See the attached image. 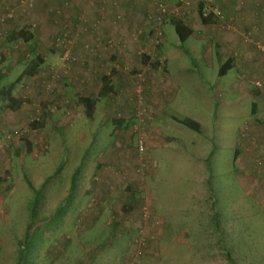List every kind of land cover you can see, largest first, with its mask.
Masks as SVG:
<instances>
[{
  "label": "rangeland",
  "instance_id": "rangeland-1",
  "mask_svg": "<svg viewBox=\"0 0 264 264\" xmlns=\"http://www.w3.org/2000/svg\"><path fill=\"white\" fill-rule=\"evenodd\" d=\"M37 1L16 0L0 13V22L3 15L15 19L19 23L12 22L13 29L34 31L36 40L28 48L0 28V90L14 84L0 94V108L7 105L4 97L20 99L28 108L19 118L0 109V119L14 120L0 132V154L9 151L0 159V264H264V152L255 149L259 141L251 132L245 136V125L240 128V117L249 114L255 99L242 97L240 88L233 94L228 90V99L225 93L217 98L209 90L214 83L202 78L198 47L192 51L181 44L168 18L159 53L142 49L137 68L128 56L117 68L116 73L131 77L135 94L124 97L133 109L126 108L119 89L111 85L117 79L112 75L117 62L112 61L101 65L97 77L99 86L108 88L110 114L91 118L74 105V89L65 96L58 92L72 72L59 57L68 52L75 59V46L73 40L60 43L57 37L73 23L81 25L77 15L82 11L78 14L76 6L87 8L96 0H61L59 6L56 0H44L49 3L44 4L45 17H40ZM88 16L92 18L90 12ZM81 32L88 29L81 25ZM98 47L109 53L115 46L104 41ZM91 48L84 46L88 52ZM176 52L186 56L176 66L186 65L188 82L179 83L177 99L168 105L160 104L170 97L165 87L149 101L141 90L149 79H166V56L172 68ZM37 54L44 63L35 75L21 78ZM236 80L237 86L243 82L260 94L259 81L252 86ZM219 102L222 127L214 126L213 133L207 127L198 133L174 120L204 119ZM235 150L237 156L245 153V162H235ZM203 173L204 189L208 181L204 192L196 190ZM195 192H202L199 204ZM130 212L137 222L121 218ZM99 215H108L105 223L114 240L94 253L103 231L89 228Z\"/></svg>",
  "mask_w": 264,
  "mask_h": 264
},
{
  "label": "crops",
  "instance_id": "crops-1",
  "mask_svg": "<svg viewBox=\"0 0 264 264\" xmlns=\"http://www.w3.org/2000/svg\"><path fill=\"white\" fill-rule=\"evenodd\" d=\"M13 1L16 0H0V13L3 8H7V4L12 3ZM165 1L167 2L169 9H172L177 4V0ZM196 1L197 0H193L190 2L189 6L185 9L184 17L182 18L183 26L190 31V35L185 39L183 44H187L189 47L188 49L192 51H198L197 56L201 57L199 67L204 73L202 78L204 82L207 81L214 83L213 88L209 90H213L214 95L217 98H219L218 94L222 96V94L225 93L224 97L225 99H228V90H231L230 94H233L237 88H240V92L244 91L241 93L242 97L255 99V102L251 104L250 110L246 111V113L249 112V114L242 115L240 117L243 119L241 125L238 124L240 125V128L242 124L248 125L246 126L247 130L249 129V132H251V134H253L259 141V144L255 149L259 150V152H264V129L261 122L264 120V55L263 53H260L258 49V44L261 45L264 43V0H215V4L222 9L227 25H229L228 28L219 26L217 22L212 20H209V22L205 24L202 23L198 14ZM37 2L36 8H38L39 15H41L40 17H45L42 14L45 8L44 4H49L48 1L38 0ZM155 2L156 1L153 0H132L130 2L126 0H96L92 2V5L86 4L87 8L76 6V11L78 10L77 13L82 11L81 14L78 13L79 16L77 15V17L78 19L82 18L81 25L82 27H86L88 32H81V25H79L80 22L78 20V24L73 23L69 29L63 33H59L61 34L60 38L63 39L69 37L70 40H73L75 46V63L71 69V77H69V79L64 78V82L60 83L57 86V89L58 92L62 94L61 96H65L66 94H69V92L73 93L74 89L75 97L72 98L76 99L74 105L77 110L86 112V106L82 102V99L87 98L92 103L91 114L89 117L93 118L97 116V114L99 115V113L103 115L104 112L105 117L109 116L111 107L109 106L108 97L106 96L108 88H101L97 80V77H100V69H103L104 67L101 65L104 63H107L106 66H108V64H114L109 62H117L112 74L117 78L116 83L115 85L111 83V85L116 86V88L119 89L118 92L122 95L123 101L125 100L124 95L126 93H135L131 77L128 76L125 71L122 73L116 72H118L117 68L119 67V63L122 64L121 62L125 61L127 56V61L133 63L132 66L137 68L136 65L140 60L139 53L142 49L145 51L148 49L153 51L152 36L150 34L151 24L147 17H153L155 15ZM60 3L61 0L55 1L56 6H59ZM72 8L74 9L73 6ZM88 12L91 13L92 18H89ZM87 17L89 19H87ZM117 17H120V19ZM14 21L15 19L11 20V24L6 25L5 29L13 31L14 26H18L19 23V21H15L14 25L12 23ZM49 25L52 28L55 27L51 23H49ZM165 26L166 25L162 26L163 32ZM133 35H137V37L134 39ZM108 39H111L113 41L112 45L115 46L112 50H108L110 55L98 47L101 42L107 41ZM164 43L165 38H163L162 45H164ZM85 45H90L93 48H91L89 52L85 51ZM196 46L198 48H196ZM175 55H179V57H175ZM181 56L186 59V56L180 55L177 52L173 55L172 62L174 67L172 68L169 67V57L166 56V79L162 81L161 78L157 77L155 82L152 81V79H149L148 83L145 84L146 88L142 89V91L145 92V97L149 99V101L153 102L157 93L156 91L164 87L169 90L170 97L168 101H161L160 104L168 105L170 102L177 99L176 96L180 90V85L184 82H188V79L184 75L187 72L186 65L181 68L176 66V63L183 59ZM215 63L218 64L217 67L214 66ZM143 64L144 63H142V65ZM213 69H215V75ZM0 74H2V72H0ZM240 78H243V81L245 79L246 82L251 85L253 83L255 84V81H259L261 85L260 94L257 91L253 93V89H251L252 87L246 88L243 82H240L239 86H237L238 81L236 79L239 80ZM99 87L100 89H98ZM201 87L208 90L206 86L201 85ZM201 92L202 90H199V93ZM99 93H102L103 96L105 95V98H103V96L98 98L97 95ZM2 100L3 98L0 96V103ZM127 100L128 99L125 100L127 103L126 108L129 110L133 109V102ZM4 101L7 105L2 108L5 109V112H9L8 117L10 114H12V116L16 114L19 118L20 114L23 113L22 111L28 110L20 99H15L13 101V99L4 97ZM239 101L241 100H237L238 103ZM13 104L16 106H12ZM222 105L223 104L220 102L217 103V110H213L214 106H211V111L207 113L204 119L200 117L189 118L199 124L200 131L198 133H202L205 127L208 128L210 133L215 131L213 130L214 126H216V128L222 127L220 121L221 115L218 114ZM127 112L128 110H126V113ZM99 118L100 117L98 116V120ZM9 122H14V120L12 118L9 120H6V118L0 119V132L6 129L4 128V125ZM221 134L222 133H219V135ZM18 144L19 143H16V145ZM119 150H121V148ZM153 150H156V147L155 149L152 147L151 151ZM8 152L9 151H7L5 156L0 154V159L8 156ZM236 152L237 150H235V153ZM241 155L244 156L241 157ZM241 155L235 157L236 163L242 162L243 159L244 162L246 161L245 153H241ZM252 156L254 155H251V157ZM206 160L207 159H205V161ZM205 173H203L201 179L198 180L196 190H198L197 188H202L204 192L207 189L208 181L205 185V189L203 188L202 181V178L206 177ZM194 197L199 204L198 199L202 197V192H195ZM131 213L132 212L126 213L124 216H121V218L124 220L128 219L129 222H133V219H135L137 222V215H131ZM199 214L200 212L198 215ZM100 216L101 215L93 220V225L89 229L92 228L103 231V236L99 238L100 244L98 243L97 246L104 245L105 247V245H111V241L114 239L110 238L113 233H110L111 230L105 223V220L109 218L108 215L103 219H100ZM132 227L133 225L131 224L130 228ZM221 232L224 233L223 231ZM107 242H110V244H106ZM91 244L94 245L93 243ZM98 247L95 248L96 251L94 253H102L103 250L99 251L100 247Z\"/></svg>",
  "mask_w": 264,
  "mask_h": 264
},
{
  "label": "built area",
  "instance_id": "built-area-1",
  "mask_svg": "<svg viewBox=\"0 0 264 264\" xmlns=\"http://www.w3.org/2000/svg\"><path fill=\"white\" fill-rule=\"evenodd\" d=\"M126 1L130 2L132 0H126ZM153 1H156L155 2L156 13L153 17L148 16L147 19L148 21H150V24H151L150 34L152 36V43L154 45H158L162 39V35H163L162 26L164 25L165 21L168 18H176L177 20L178 19L182 20V18L184 17L186 7L189 6L190 2L193 0H177L176 6L173 7L172 9H169L167 2L165 0H153ZM214 1L215 0H197L196 3H197V8H198V14L203 19H207V20L213 19L216 22L222 23L223 27H226L225 25L227 24V21H226V24H224L225 17L222 13V9L219 6H217ZM117 18L120 19V17H117ZM136 37L137 35H133L134 39ZM108 44L112 45L113 41L111 39H108L107 45ZM258 49L264 53V43L261 45L258 44ZM69 59H70V56L68 52H66V54L65 53L62 54L61 57H59V61L61 62V64H63L62 62H64L66 66L70 64ZM10 140H11V135H9L8 137H6V139H4V141L7 144L10 142ZM0 146L2 145L0 144ZM139 150L140 151L142 150V146L139 147ZM143 217H144V220L146 221V219L148 218V215H146V212L144 213ZM153 220L154 219L151 220V218L149 219L150 222ZM140 231L142 233V229H140L139 232Z\"/></svg>",
  "mask_w": 264,
  "mask_h": 264
},
{
  "label": "trees",
  "instance_id": "trees-1",
  "mask_svg": "<svg viewBox=\"0 0 264 264\" xmlns=\"http://www.w3.org/2000/svg\"><path fill=\"white\" fill-rule=\"evenodd\" d=\"M2 12H4V11H2ZM199 17H200V15H199ZM54 17H49V21H52V20H50V19H53ZM3 19L4 20H2L1 22H0V28H5V26H3V25H5V24H10V21L12 20V19H7V17L5 16V15H3ZM200 19H201V22L202 23H208L209 22V20H212V21H214L213 19H209V20H207V19H203V18H201L200 17ZM170 22H171V25L173 26V29H174V32H175V34H176V36H177V38H178V40H179V42L182 44L184 41H185V39L190 35V31L189 30H187L184 26H183V24H182V20L181 19H178V20H174L173 18H170ZM214 22H216V21H214ZM165 24V23H164ZM3 26V27H2ZM36 25L34 24V27H35ZM61 32L63 33L64 31H63V29H61ZM60 32V33H61ZM4 34H6L7 35V33H8V35L10 36V39L11 40H17V39H22V40H24V42H25V44H27V46H28V48H32L33 46H34V44H35V34H34V31H33V33L31 32V33H28V34H26V33H24V32H22V31H18V32H16V31H7L6 29H5V32H3ZM56 36V35H55ZM60 36H61V34H59L58 35V39H60V43H68V40L67 39H70L69 37H65V38H60ZM163 38H164V32H163V35H162V39H161V41H160V43L158 44V45H152L153 46V48L159 53V50H160V47L162 46V43H163ZM156 54V53H155ZM157 55V54H156ZM70 64H69V66H73V64L75 63V59L71 56L70 57ZM44 63V56H42V55H34V58L33 59H31V61H30V65H29V67L28 68H26L25 70H24V73H22L21 75H20V77L22 76V77H31V76H33V75H35L36 73H37V71H38V68L42 65ZM127 75H129V74H127ZM2 76V74H0V77ZM20 77H18V78H20ZM21 77V78H22ZM14 87V84L12 83L11 85H9L8 87H6V86H4V88H2L1 90H0V94H2L3 93V91L4 90H7V91H9V90H11L12 88ZM133 87H134V85H133ZM132 91H133V88H132ZM135 94V93H134ZM82 102L84 103V105L86 106V112H87V115L88 116H90V114H91V106H92V103L90 102V100L89 99H87V98H83L82 99ZM93 102V101H92ZM174 120L176 121V122H178L179 124H182V125H184V126H186L187 128H189V129H191V130H193V131H195V132H199L200 131V126H199V124L197 123V122H195V121H193V120H191V119H189V118H174ZM36 124V123H35ZM245 125V124H244ZM246 126H248V125H245V128H244V134H245V136L247 135V133L249 132V129L247 130V127ZM237 153L239 154V152H236L235 153V157L237 156Z\"/></svg>",
  "mask_w": 264,
  "mask_h": 264
},
{
  "label": "clouds",
  "instance_id": "clouds-1",
  "mask_svg": "<svg viewBox=\"0 0 264 264\" xmlns=\"http://www.w3.org/2000/svg\"><path fill=\"white\" fill-rule=\"evenodd\" d=\"M11 134V133H10Z\"/></svg>",
  "mask_w": 264,
  "mask_h": 264
}]
</instances>
